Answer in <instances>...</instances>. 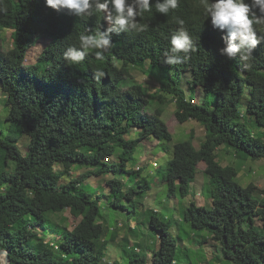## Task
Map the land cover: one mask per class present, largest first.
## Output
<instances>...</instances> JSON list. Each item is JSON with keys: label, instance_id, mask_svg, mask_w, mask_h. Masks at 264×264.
<instances>
[{"label": "trees", "instance_id": "trees-1", "mask_svg": "<svg viewBox=\"0 0 264 264\" xmlns=\"http://www.w3.org/2000/svg\"><path fill=\"white\" fill-rule=\"evenodd\" d=\"M151 2L152 10L137 18L145 31L113 33V47L103 60L89 52L81 64L69 66L64 51L79 47L81 34L106 29L102 14L81 19L51 9L45 0H0V93L9 107L8 131L0 138V250H8L9 264H110L99 220L104 195L80 190V184L111 172L141 174L144 167L127 169L139 142L173 141L163 107L148 112L155 101L168 99L176 103L181 123L194 119L205 129L199 146L192 139L174 145L163 178L170 196L178 191L186 196L198 164H207L212 207L192 202L183 220L196 231H209L233 264H264V195H255L253 183L241 185L237 167L222 165L217 153L225 146L242 159H264V44L244 68L238 57L220 53L224 33L213 29L200 0H180L167 16ZM177 17L185 21L195 50L183 63L167 65L163 54L180 27ZM256 27L264 33V24ZM7 29L10 49L2 42ZM40 35L50 43L27 65L28 50ZM132 66L162 77L153 99L132 76ZM97 70L105 76L96 79ZM185 72H191L190 97L183 88ZM200 89L204 96L197 102ZM135 129L138 137L129 139ZM24 135L29 136L26 152L20 147ZM75 168L82 169L78 176L72 174ZM147 177L132 184L109 180L110 208H127L125 200L134 208L142 204L152 189ZM65 209L78 219L75 226L61 233L57 245L39 237L34 228L47 232L49 215ZM151 225L159 231L152 256L131 248L128 263L116 264H177L181 249L171 223L154 215Z\"/></svg>", "mask_w": 264, "mask_h": 264}, {"label": "rangeland", "instance_id": "rangeland-1", "mask_svg": "<svg viewBox=\"0 0 264 264\" xmlns=\"http://www.w3.org/2000/svg\"><path fill=\"white\" fill-rule=\"evenodd\" d=\"M2 34L4 47L6 49L12 48V30H4ZM49 43L50 37L40 35L35 44L28 50L25 63L29 65L37 62ZM150 70L152 72H147L139 66L131 67L134 79L148 88L149 98L153 99L154 94L151 95V93H155L159 89L162 77L154 74L153 69ZM183 78V88L186 90L187 96L190 97L187 82L191 79V72H185ZM128 81L130 83L131 79ZM165 96L171 97L168 93ZM203 96V91L200 89L197 91L195 100L202 102ZM160 105L164 109L162 118L172 133L173 141L167 142L159 141L156 138H147L139 142L135 157L129 162L127 169L136 171L140 167H144L141 174L137 172L132 175L129 173L116 174L111 172L95 177L90 182L86 181L80 184V190L89 187V190H94L95 194L104 195L101 201L102 211L99 220L104 225V239L108 241V256L110 258L106 260L110 264H116L115 260L128 263L129 259L127 256L131 248L148 252L152 256L153 250L156 246L158 247L159 237V231L152 228L151 225V219L156 215L161 220L171 223L170 230L178 239L181 253L177 264H233L225 257L222 244L214 240L209 231H196L189 223L184 221V211L192 202H195L198 206L212 207L210 180L209 175L206 173V162L198 164L196 181L192 184L191 191L186 196H183L179 191L170 196L168 185L163 180L164 175L168 172L167 162L172 156L174 145L177 142L192 139L195 145L199 146L201 140L205 138V129L194 119L181 123L176 117V103L169 99L163 104L159 100L155 101L148 109V112H153ZM8 111L9 107L5 105V96L0 93V138L4 137L8 131L6 120ZM254 130L257 129L254 127ZM138 133V130H132L127 137L129 139L136 138ZM28 143L29 136L24 135L20 141V147L24 152L27 151ZM217 153L222 165H234L237 167L238 181L241 185L247 186L253 183L256 186L255 195H264V159H242L235 154L234 150L225 146L220 147ZM156 164H159V167ZM89 168L94 169V167ZM81 172V168H75L72 174L78 176ZM144 176L149 179L152 189H149L150 191L147 194L144 193L145 197L141 199L142 204L134 208L130 206V202L125 200L127 208H110L111 189L107 185L109 180L117 177L132 184L134 180H139ZM126 203L124 204L126 205ZM77 220L69 209H65L49 215L47 232L39 226L35 227L34 230L45 241L57 245V240L61 233L65 230H71ZM257 223L261 224L260 221H257ZM260 228L264 231V227L260 226ZM57 250L59 253V249Z\"/></svg>", "mask_w": 264, "mask_h": 264}, {"label": "clouds", "instance_id": "clouds-1", "mask_svg": "<svg viewBox=\"0 0 264 264\" xmlns=\"http://www.w3.org/2000/svg\"><path fill=\"white\" fill-rule=\"evenodd\" d=\"M46 6L57 12L65 11L69 15L92 17L102 14L108 27L95 33L79 36V47H68L63 53L67 65H79L94 52L98 60L113 47L112 34L142 32L145 26L138 23V17L152 10L151 0H45ZM180 0H155L156 12L167 16L170 11L178 9ZM206 19L210 17L213 29L223 34L224 47L219 51L229 59L239 58L243 67H250L253 53L264 44V33H260L257 25L264 24V0H200ZM176 23L180 26L170 38V48L163 56V63L178 65L188 59L195 50L194 41L184 27L185 21L179 17ZM105 76V72L97 70L96 79ZM2 255V254H0ZM0 264L6 261L0 260Z\"/></svg>", "mask_w": 264, "mask_h": 264}, {"label": "water", "instance_id": "water-1", "mask_svg": "<svg viewBox=\"0 0 264 264\" xmlns=\"http://www.w3.org/2000/svg\"><path fill=\"white\" fill-rule=\"evenodd\" d=\"M0 254H2L0 255L1 260L6 261V264H9L10 257L8 250H0Z\"/></svg>", "mask_w": 264, "mask_h": 264}]
</instances>
